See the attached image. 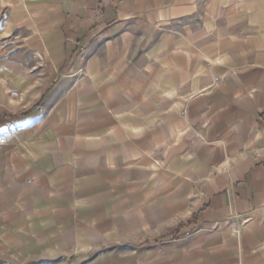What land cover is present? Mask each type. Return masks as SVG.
<instances>
[{
    "label": "crops",
    "instance_id": "0c3cea01",
    "mask_svg": "<svg viewBox=\"0 0 264 264\" xmlns=\"http://www.w3.org/2000/svg\"><path fill=\"white\" fill-rule=\"evenodd\" d=\"M0 50L43 84L0 156L35 256L264 264V0H0Z\"/></svg>",
    "mask_w": 264,
    "mask_h": 264
},
{
    "label": "rangeland",
    "instance_id": "374dc122",
    "mask_svg": "<svg viewBox=\"0 0 264 264\" xmlns=\"http://www.w3.org/2000/svg\"><path fill=\"white\" fill-rule=\"evenodd\" d=\"M4 56L17 64L20 61L21 68L5 66ZM28 58L30 57L18 50L4 52L0 50V156L5 151L4 146L9 149L12 142L18 137L20 118L24 116L22 114L25 111L36 109L40 104L37 95L43 86L41 77L38 76V80L35 81L34 78L37 73L29 72V74L33 73L30 82L19 83L17 80L19 73H25L27 69L33 70L32 67L27 66L32 63V59ZM20 89L23 91L22 95H20ZM9 139L12 141L8 142ZM18 215L17 210H11L7 216L3 217L0 211V264H40L46 260L56 261L55 264L57 261L58 264H89L92 261H95L92 264H148L152 262V258H148L146 255V250L150 244H154L156 249L164 250L166 249L165 242L173 241L174 237L178 235L170 236L169 239L164 238V241L161 240L162 238H156L152 241L153 238L149 235L139 237L132 242L109 243L102 248L104 250L119 246L132 248L129 250L130 252L122 253L120 258L106 257L95 260L94 256L98 254V251L93 249L88 253H81L83 256L68 260H58L57 257L42 259L35 256L34 237L29 233L20 234L21 230H25V228L22 229L18 226ZM180 246L182 243L177 241L176 244L166 247H169L167 250H174Z\"/></svg>",
    "mask_w": 264,
    "mask_h": 264
}]
</instances>
